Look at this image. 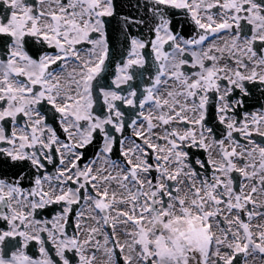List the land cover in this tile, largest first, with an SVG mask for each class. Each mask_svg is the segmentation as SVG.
<instances>
[{"label": "snow or ice", "instance_id": "snow-or-ice-1", "mask_svg": "<svg viewBox=\"0 0 264 264\" xmlns=\"http://www.w3.org/2000/svg\"><path fill=\"white\" fill-rule=\"evenodd\" d=\"M131 6L0 0V264H264V0Z\"/></svg>", "mask_w": 264, "mask_h": 264}, {"label": "flooded vegetation", "instance_id": "flooded-vegetation-1", "mask_svg": "<svg viewBox=\"0 0 264 264\" xmlns=\"http://www.w3.org/2000/svg\"><path fill=\"white\" fill-rule=\"evenodd\" d=\"M137 2V0H115V3L117 4L118 7V11L121 14H128V13H133V14H137V9L132 7L131 5H135ZM141 2H143V0H141ZM114 27L115 25V21L113 22ZM113 43L116 46V48H119V42L117 39L118 33L113 32ZM256 100H264V97H260L259 93L256 92V96L253 99V101L250 102V104H255ZM118 158V152L113 155V159H117Z\"/></svg>", "mask_w": 264, "mask_h": 264}]
</instances>
